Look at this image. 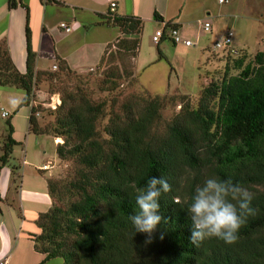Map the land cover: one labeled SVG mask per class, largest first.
I'll return each mask as SVG.
<instances>
[{
    "label": "trees",
    "instance_id": "16d2710c",
    "mask_svg": "<svg viewBox=\"0 0 264 264\" xmlns=\"http://www.w3.org/2000/svg\"><path fill=\"white\" fill-rule=\"evenodd\" d=\"M106 22L121 34L97 65L101 92H113L120 79L133 76L125 58L137 56L144 23L115 14ZM36 58L28 49L23 74L0 43V87L27 95L20 107L29 108V132L61 138L56 155L69 167L64 179L47 178L53 205L37 216L39 233L32 237L44 256L40 264L56 257L63 264H264V51L228 54L221 78L202 89L195 106L183 102L167 122L165 96L135 95L119 106L117 99L97 101L66 61L56 58L51 71L37 69ZM116 62L124 65L122 73ZM73 78L78 83L66 85ZM44 80L50 94L60 93V104L50 109L32 103ZM44 111L54 120L42 126L37 114ZM8 142L3 164L18 144L11 136ZM153 176L167 179L172 190L161 197L155 232L135 233L128 217L136 210V190ZM210 176L242 184L258 212L234 244L209 238L196 247L186 212L195 189Z\"/></svg>",
    "mask_w": 264,
    "mask_h": 264
},
{
    "label": "crops",
    "instance_id": "0c3cea01",
    "mask_svg": "<svg viewBox=\"0 0 264 264\" xmlns=\"http://www.w3.org/2000/svg\"><path fill=\"white\" fill-rule=\"evenodd\" d=\"M111 3H116L113 14L142 19V34L147 23L157 24L156 31L170 23L185 38L194 39L193 43L197 45L202 34H212L213 29L219 31L223 28L226 30L223 35H226L233 25H244L253 30L255 42L260 47L253 53L264 51V36L261 34L264 30V0H228L222 4L219 0H0V43L6 45L12 63L23 74L26 73L30 48L37 54V69H48L56 58H60L81 74L95 67L108 45L121 36L117 28L106 22L111 15ZM239 9L244 12L238 20ZM63 23L70 29L68 32L61 27ZM206 23L210 25L209 31L204 29ZM165 41L168 40H161L159 44ZM232 47L237 51L245 49L233 46V40ZM140 56L139 50L136 63ZM11 90L17 89L0 87V115L2 110L8 111L7 99ZM27 133L22 138L27 148L22 164L43 173L39 169L47 159H40L33 151L35 147H43V138L47 136H35L29 130ZM13 140L22 143L21 140ZM53 151L55 153L54 145ZM12 167L15 168L14 171L11 168L13 175L22 169L20 163L12 164ZM38 215L33 220L32 230L24 236L23 231L13 225L9 214L0 210V257H4L6 264H40L44 259L35 251L31 238L39 233L36 226ZM25 225L26 221L19 223V226ZM52 261L47 264H52Z\"/></svg>",
    "mask_w": 264,
    "mask_h": 264
},
{
    "label": "rangeland",
    "instance_id": "374dc122",
    "mask_svg": "<svg viewBox=\"0 0 264 264\" xmlns=\"http://www.w3.org/2000/svg\"><path fill=\"white\" fill-rule=\"evenodd\" d=\"M234 4L236 3L234 2ZM239 11L238 20L242 18L244 12L241 9ZM157 27V24L153 22L146 24L145 31L140 36L139 50L141 58L137 60V63V56L132 59L125 58V66L127 69L132 70L133 76L128 80L126 78L120 79L118 88L113 92H101V89H103L101 84L103 76L97 68L98 64L81 74L78 73L87 87L85 88L88 89L95 100L113 102L117 99V106H119L126 98L135 95L165 96L167 100L162 111V121L167 122L178 113L183 102L195 106L202 89L212 81L221 78L228 58L225 51L220 52L219 50L217 53L213 51L212 47L217 40L223 39L225 29L222 28L219 31L213 29L212 34H202L200 44L195 45L193 43V46L190 47L184 45L177 47L169 41L158 43L159 45L153 42L152 36ZM231 32L233 34V46L237 48L245 47L250 56L254 54L253 52L257 48H260L255 42V34L252 33V29L244 25H233ZM261 34L264 36V30ZM191 41L194 42V39ZM203 46L208 47L202 50ZM116 63L122 73L124 65L122 68L120 62ZM54 65L57 66L54 63L48 69L53 71ZM78 80L73 78L65 81L67 82L66 85H76ZM48 82L44 80L35 88L33 106L40 105L43 109H50L55 103L52 102L53 98L59 97L60 99V93H49ZM9 112H11V115L8 118H2L0 115V156L3 155L4 145L9 144V136L18 142L22 141V138H25L28 134L29 108L18 107L15 111ZM37 118L42 126L54 120V117L48 114L47 111L37 114ZM106 122L107 120L104 121V124ZM9 124L14 128V133L13 131L10 133ZM43 141V147L38 148L34 145L33 152L38 154L37 157H40V159L44 157L47 159V162L43 163L41 167L50 165V172L39 173L34 167L22 164L24 151H27L24 141H22L23 145L18 143L14 147V152L6 164L0 161V195L2 198L0 210L9 214L11 222L14 223L13 225L16 226L17 230H22L24 236L32 230L35 216L47 212L53 205L47 191V178L64 179L69 169L67 162L60 160L56 155V151L55 153L53 151V145L56 150V145L62 143V139L47 135L43 138ZM28 150L30 152L31 149ZM19 163L21 164V171L15 175L11 174L12 164ZM24 221H26V225L24 227L19 226V223Z\"/></svg>",
    "mask_w": 264,
    "mask_h": 264
},
{
    "label": "clouds",
    "instance_id": "9594fccd",
    "mask_svg": "<svg viewBox=\"0 0 264 264\" xmlns=\"http://www.w3.org/2000/svg\"><path fill=\"white\" fill-rule=\"evenodd\" d=\"M26 101L28 97L23 91L11 90L7 99L8 111L3 115L7 116L9 111H15ZM171 190L167 179L155 176L148 180L144 188L136 190V210L128 217L135 233L151 235L155 232L162 220L159 214L161 197ZM253 199V194L246 187L233 182L231 178H206L195 189L186 212L191 222V244L198 247L209 238L234 244L248 219L257 215L258 209L253 207ZM52 264H63V260L53 258Z\"/></svg>",
    "mask_w": 264,
    "mask_h": 264
},
{
    "label": "built area",
    "instance_id": "2783aa9c",
    "mask_svg": "<svg viewBox=\"0 0 264 264\" xmlns=\"http://www.w3.org/2000/svg\"><path fill=\"white\" fill-rule=\"evenodd\" d=\"M43 1H47V0H43ZM56 1H58V0H56ZM219 3H221V4L222 3H228V0H219ZM115 8H116V3H111L110 4V12H111V14L114 13ZM61 27L64 28L67 32L70 30L66 26V24H64V23L61 24ZM204 29L206 31L210 30L209 23L205 24ZM232 35H233L232 32L228 31L227 34L223 37L222 40L216 41L213 44L212 49L214 51L224 50V51H226V55H228V54L237 55L238 51L232 47ZM152 40L156 44L160 43L161 40H168L174 45H184L185 47L193 46V42L190 39L185 38L182 35V33L180 32V30L173 24H170V25L165 24L162 29H159V30L155 31V33L152 36ZM53 69L54 70L57 69V66L54 65ZM56 98H53L52 102H55L53 105L51 104L53 107L60 104L59 97H56ZM4 112H6V110H2V112H1L2 118H8L10 116L9 113L7 114V116H4L3 115ZM50 169H51L50 165H44L39 170L42 171V172L43 171L47 172ZM0 264H6V260L4 259V257H0Z\"/></svg>",
    "mask_w": 264,
    "mask_h": 264
}]
</instances>
